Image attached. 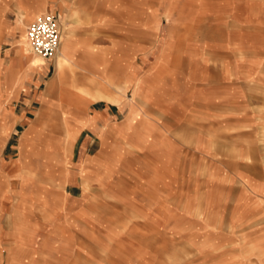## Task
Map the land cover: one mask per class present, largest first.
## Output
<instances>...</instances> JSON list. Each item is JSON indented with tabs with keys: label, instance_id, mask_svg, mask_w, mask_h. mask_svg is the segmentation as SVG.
Wrapping results in <instances>:
<instances>
[{
	"label": "rangeland",
	"instance_id": "rangeland-1",
	"mask_svg": "<svg viewBox=\"0 0 264 264\" xmlns=\"http://www.w3.org/2000/svg\"><path fill=\"white\" fill-rule=\"evenodd\" d=\"M122 1L119 20L112 7L108 26H97L113 35L93 38L115 66L114 87L93 98L92 72L66 70L64 93L88 97H57L35 112L27 129L37 147L12 166L15 181L0 177V264H264V209L255 195L264 192V0ZM69 9L83 33L84 14ZM33 19L13 42L24 35L28 45ZM135 84L149 97H134ZM101 115L103 127L122 126L107 139V176L89 180L77 168L82 177L69 182L72 147L86 120ZM65 190L84 193L87 211L69 217ZM52 201L61 212L51 217Z\"/></svg>",
	"mask_w": 264,
	"mask_h": 264
},
{
	"label": "crops",
	"instance_id": "crops-1",
	"mask_svg": "<svg viewBox=\"0 0 264 264\" xmlns=\"http://www.w3.org/2000/svg\"><path fill=\"white\" fill-rule=\"evenodd\" d=\"M71 5L77 6V11L83 13L84 18H86L84 24L86 28L84 27L83 33L78 32L76 25L69 21V6ZM121 5H123L122 0H0V177L4 178L7 185L15 181L10 179L13 175L11 170L14 163H22L26 148L37 147L35 138L37 136L28 132L33 124L34 118L32 119V116L34 113L36 112L35 116H37L38 112L43 113L45 108L49 109L52 105L54 106L55 102H58L57 97H88L87 94L89 93L87 91L70 87L66 91L69 93H64L63 82L66 70H71L73 73L74 70H78L81 71L80 74H83L82 71L92 72L90 73L92 77L86 82L92 87L94 85L97 87L98 93L93 98L103 97L101 91L108 87H114L112 85V75H108V71L115 66L111 65L106 49H101L103 45L98 41H93V38L100 36L97 32L102 33V37L113 35L109 34L108 29H97V26L100 24L99 26L103 27L104 25L101 22L107 25L108 19L106 17L112 16V14L107 13V10L112 9V7L116 9L117 22L119 20L117 16L121 15L118 13V7ZM89 6L94 7V10L92 9L91 13L88 14L86 8ZM99 6H102L105 12L100 13L98 10L99 13H92ZM57 11L61 15L60 18L65 17L64 22L67 23L63 24L64 22L62 23L61 19L59 21L61 23L59 25L61 41L58 51L53 58L37 62L36 59L40 60V58L32 54L29 43L26 46V43L22 42L25 36L21 35L15 43L10 35L13 33L14 35L18 34L19 29L37 14L46 12L55 14ZM88 21L93 24L96 23L87 26L88 23L86 22ZM3 45L9 46L3 50L2 54ZM261 58L264 61V50ZM51 69L55 70L54 74L45 79V74L49 73ZM87 78L89 77L87 76ZM260 83L263 89V96L261 97H264V67L261 68ZM134 89V97H149V89L146 85L135 84ZM51 97H56V99ZM38 103L40 105L37 108L35 105ZM83 106H86L85 102ZM81 108L82 106H71L69 110L79 113ZM92 111L95 113L97 110ZM130 112L129 116L132 117L135 112L132 110ZM88 113L90 116V112ZM102 116L86 120V126L81 134L83 140L76 141L71 150L72 168H69L67 172V181L70 182L82 177L77 168L88 171L89 180H99L101 182L106 178L110 163H113L112 160L110 162L107 160L110 143L107 139L109 135L113 136L114 133L119 136L122 132V126L110 124L103 127V123L107 124V122L105 118L102 119ZM5 124L6 127L3 129L2 126ZM18 132H20L18 136L14 137ZM24 132H26V135H24ZM12 138H16L15 144L12 143ZM111 143L110 146L113 147L116 146L115 144H119V141L114 140ZM13 145L17 150V155L4 157L2 155L3 151ZM19 175L24 176L23 174ZM259 192L255 195L259 199V207L264 209V192ZM85 196L84 193L78 196L72 195L65 190L64 202L69 203V207L63 211L69 213V217L73 218L76 217L77 213L86 212L87 206L85 203L87 201ZM84 201L86 202L83 203ZM38 206L41 207V210ZM38 206H36L38 209H36V212L44 211L43 206ZM46 209V211L51 212V217L61 212L59 203L55 204L54 201H52L51 206H46ZM40 221L43 222L42 216Z\"/></svg>",
	"mask_w": 264,
	"mask_h": 264
},
{
	"label": "built area",
	"instance_id": "built-area-1",
	"mask_svg": "<svg viewBox=\"0 0 264 264\" xmlns=\"http://www.w3.org/2000/svg\"><path fill=\"white\" fill-rule=\"evenodd\" d=\"M26 36L33 54L43 59L53 58L61 41L57 15L51 12L38 14L27 25Z\"/></svg>",
	"mask_w": 264,
	"mask_h": 264
},
{
	"label": "bare ground",
	"instance_id": "bare-ground-1",
	"mask_svg": "<svg viewBox=\"0 0 264 264\" xmlns=\"http://www.w3.org/2000/svg\"><path fill=\"white\" fill-rule=\"evenodd\" d=\"M22 42L23 43H26V41H25V39H22ZM26 46H27V43L25 44ZM30 46V45H29ZM32 52V51H31ZM33 54V53H32ZM35 55V54H34ZM36 56H38V55H36ZM38 57H40V56H38ZM40 58H42V57H40ZM43 59V58H42ZM47 60V59H46Z\"/></svg>",
	"mask_w": 264,
	"mask_h": 264
}]
</instances>
